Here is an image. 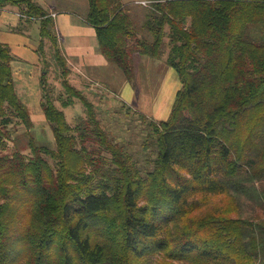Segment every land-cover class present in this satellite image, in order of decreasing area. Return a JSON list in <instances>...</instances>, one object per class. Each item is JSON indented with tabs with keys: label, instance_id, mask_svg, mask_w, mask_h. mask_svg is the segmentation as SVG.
<instances>
[{
	"label": "trees",
	"instance_id": "16d2710c",
	"mask_svg": "<svg viewBox=\"0 0 264 264\" xmlns=\"http://www.w3.org/2000/svg\"><path fill=\"white\" fill-rule=\"evenodd\" d=\"M88 2L85 20L128 81L137 55L166 56L182 86L129 148L71 84L51 12L0 0L40 23L68 95L42 75L56 147L31 137L25 152L11 124L35 123L0 42V264H264V0H149L141 26L122 0ZM76 99L87 116L72 126L56 101Z\"/></svg>",
	"mask_w": 264,
	"mask_h": 264
},
{
	"label": "rangeland",
	"instance_id": "374dc122",
	"mask_svg": "<svg viewBox=\"0 0 264 264\" xmlns=\"http://www.w3.org/2000/svg\"><path fill=\"white\" fill-rule=\"evenodd\" d=\"M58 1L61 5L68 7L69 10L75 9L81 11L82 13L84 11V0ZM122 1L125 4L133 6L135 19L138 21L139 26H141L144 22V13L146 12L145 8L150 3L149 0ZM36 25H40L39 22H37ZM34 32L35 29L33 28V34ZM40 38V36L37 38V45L39 48L38 51H40L41 57L39 60L41 65L40 69L35 70V64H33V70L25 73V66L28 67L29 65H25L26 62L22 61L23 58L21 56L12 53L13 56L15 55L13 60L15 61L13 70L14 77L18 78L17 84H15L19 94L22 97L24 96L25 85L29 87L26 91L32 95L36 94L38 89L34 88V84L37 80L40 81L41 84L42 75L47 73L46 80L54 90L55 96H59L61 93H63V96H68L62 84L63 77L57 73L55 60L53 58L52 43L49 39H45L43 42L42 38L41 40ZM59 43L61 47L65 49V42L63 44L61 42V38H59ZM167 49L169 50V48ZM165 60L166 56L161 59H151L146 56L138 55L136 56V80L134 83L135 96L133 97V100L131 98L128 99V97L123 94V90H116L113 83L109 84L107 82L97 83L96 81H87V85L92 86V84L95 85L96 83V86L82 88L83 79L81 75L73 78L69 75L68 77L71 84L73 83L78 89L82 90L88 100L94 104V111L97 113L98 118H101L105 130L110 133V136L115 137L121 143L127 145V147H134V149H136L137 147H140L141 143L145 140L149 130V128H147L148 122L145 121L144 118L146 117L148 120L152 119L157 121L167 119L169 117L167 115H170L168 113H171L170 111L172 110V105L175 101V93L178 86L173 87V84L170 82L169 86H166L163 89V80L166 77H164L166 74L165 70L168 66ZM112 65L113 66L107 65L105 69L113 72L117 71L122 76L121 70L114 63H112ZM170 68L173 72V78L177 79L178 73L172 67ZM103 75H108V73H100L95 76L97 79H100L99 81L103 82L100 78ZM39 95L40 94L37 93V96L30 98L29 109L35 123L33 129L28 131L24 125L17 124V119L11 124V126L16 128L14 135L20 136V145L24 148L25 152L30 151L27 145L31 137H33L38 144L48 145L52 148L56 147L53 130L49 125L41 104L39 103ZM162 97L164 98L162 99ZM160 99L163 101L162 104H160ZM56 104L65 111L66 117L72 126H76V124L80 123L87 116L85 106L80 100L76 99L75 103L68 107H64L59 100L56 101ZM9 146L10 149L8 151L13 153L16 146L15 142L11 141ZM218 204V200L215 199L209 207L216 206ZM16 205H18V203ZM206 208L207 205L203 206L202 210Z\"/></svg>",
	"mask_w": 264,
	"mask_h": 264
},
{
	"label": "crops",
	"instance_id": "0c3cea01",
	"mask_svg": "<svg viewBox=\"0 0 264 264\" xmlns=\"http://www.w3.org/2000/svg\"><path fill=\"white\" fill-rule=\"evenodd\" d=\"M35 1L48 9L51 13L57 12V15L54 17L56 30L59 38H61V42L63 44L65 42V49H62L68 59L70 77H79V75H81L83 79L82 88L96 86V83L95 85L92 84V86L87 85V81H96L97 83L107 82L109 84L113 83V85L116 87V90H123V94L126 95L128 99L131 98L133 100V97L135 96V84L128 81L122 71L121 76V74H119L117 71L113 72L105 69L107 65H113L112 62H110L103 54L100 48L96 28L93 25L87 23L84 18L88 11V0H84L83 13L75 9L69 10L68 7L61 5L58 0ZM18 13L19 9L12 6L0 9V42L9 45L12 49V53H15L23 58L22 61L26 62L25 65H29L28 67L25 66V73H27L33 70V64H35V70H38L41 67L39 62L41 58L40 51H38L39 48L37 45V38L40 36V25H36L38 21L36 22V20L32 19L26 20V18L21 17ZM33 28L35 29V35L33 34ZM12 64L14 67L15 61H13ZM165 71L166 74L164 77H166L163 80V89L166 86H169L171 82L173 87L178 86V89L176 90L177 93V91L182 86L179 76L177 79H174L172 76L173 72L169 66H167ZM106 72L108 75H103L100 77L103 82L99 81L100 79H97L95 76L96 74H105ZM14 78L15 83L17 84L18 78ZM74 86L77 87L76 85ZM28 88L29 87L25 85L24 98L19 94L17 89L20 98L28 106H30V98L37 96V93H39V103L41 104L42 88L40 81L37 80L34 84V88L38 89L36 94L32 95L26 91ZM163 98L164 97H162V99ZM162 102L163 101H161L160 104H162Z\"/></svg>",
	"mask_w": 264,
	"mask_h": 264
},
{
	"label": "built area",
	"instance_id": "2783aa9c",
	"mask_svg": "<svg viewBox=\"0 0 264 264\" xmlns=\"http://www.w3.org/2000/svg\"><path fill=\"white\" fill-rule=\"evenodd\" d=\"M144 3H147V2H144ZM18 14H19L21 17L27 18V16H25V14H23V13H21V12H19ZM51 15H52L53 17H55V16L57 15V12H52Z\"/></svg>",
	"mask_w": 264,
	"mask_h": 264
}]
</instances>
